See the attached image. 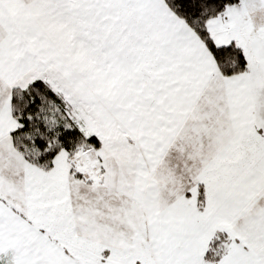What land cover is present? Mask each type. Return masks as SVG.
Listing matches in <instances>:
<instances>
[{
    "label": "snow or ice",
    "instance_id": "obj_1",
    "mask_svg": "<svg viewBox=\"0 0 264 264\" xmlns=\"http://www.w3.org/2000/svg\"><path fill=\"white\" fill-rule=\"evenodd\" d=\"M0 264H264V0H0Z\"/></svg>",
    "mask_w": 264,
    "mask_h": 264
}]
</instances>
